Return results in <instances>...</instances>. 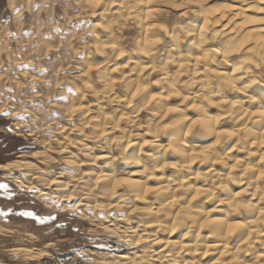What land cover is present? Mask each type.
<instances>
[{"label": "bare ground", "instance_id": "obj_1", "mask_svg": "<svg viewBox=\"0 0 264 264\" xmlns=\"http://www.w3.org/2000/svg\"><path fill=\"white\" fill-rule=\"evenodd\" d=\"M176 1L187 7L188 4L193 5L190 0H163L162 3L142 7L147 19L134 23L138 36L133 43L134 48L129 51L114 37L115 29L109 25L111 16L119 17V3L105 13V3L96 5L94 0H85L87 10L94 12H91L92 15L99 11L102 19L107 20L108 23L92 25L95 31L96 27H100L105 35L107 32V39H102L105 36L103 33H94V52L88 50L83 57L85 69L80 75L85 76L92 64L96 67L102 65L101 69L105 72L96 71L101 83L97 82L102 88L96 90L89 82L74 86L79 97L76 105L72 102L70 104L71 97L68 98V95L63 97L67 101L63 106L64 113L69 117L75 114L79 116V125L64 132L69 135L64 137L65 145L62 149L67 153L68 165H74L77 173L67 180H44L40 177L45 188L54 189L48 194L44 191L40 194L53 200L57 197V200L64 196L59 193L71 188L67 199L78 196L74 209L81 206L83 217H88V220L91 218L90 222H96V225L132 249L124 253H113L109 261L99 264H264V257H260V253H264V199L255 194L257 189H264V179H257L264 172V83L260 84L261 81L257 80V73L264 72V68L253 66L252 72L240 74L242 78L235 88L226 80L213 82L221 98L237 107L232 110L233 115H226L216 103L208 105L209 115H220L222 118L214 128L207 126V134H198L197 137L185 136L183 132L186 131L187 123L184 117L195 119L198 112L184 98L187 92L178 96L179 103L169 105V100L173 96L175 100L176 95H172L174 88L172 80L168 79L169 76L175 79L182 70L187 73L190 68L196 67L192 58L198 60L200 54L193 45L208 21L209 12L220 20L215 25L216 29L225 24L227 27L223 28L224 34L217 36L206 47L235 49L243 45L240 51L231 52L229 62L220 65L217 69L219 72L231 73L235 65L250 55L246 49L253 48L257 52L264 49V11L263 16L258 18L248 14L254 9L259 12L264 9V0L194 4L198 7L195 19L184 20L170 28L167 24H157L156 19L163 14L159 15V4L171 5ZM124 2L131 6L135 0ZM227 6H231V10ZM233 29H239L240 34L237 35ZM180 30L190 35L177 42L173 36ZM117 41L124 55L105 47ZM134 55L137 59L133 60ZM157 57L162 58L160 63H156ZM91 58L95 60L90 62ZM105 65L121 67L111 72L116 74L111 77ZM137 68L139 71L135 70ZM153 68L158 69L153 81L158 90L153 91L147 87L132 96L137 87L147 83L140 74L148 71V75ZM133 73L135 77L130 78L129 75ZM182 76L181 81L191 79L189 76L182 79ZM114 77L118 78L123 88L121 95L116 93ZM85 94L96 98L93 107L81 103ZM154 96L156 100H152ZM105 102H114L123 107H119V113L109 115L104 111ZM170 108L181 111L168 112ZM143 109L150 117L141 134H131L129 129H125L127 133L124 130L123 134L120 132L122 135L114 134L121 127L120 122H127L130 126L140 125L136 114ZM173 121L181 123L164 127L173 124ZM129 125H126L127 128ZM86 128H90L89 134L85 132ZM227 133L235 135L225 136ZM70 134H74V137ZM217 137L222 142L213 150L210 146ZM224 153H227L226 157ZM21 159L0 166V171L8 174L6 168L32 165ZM117 162L126 171L117 170ZM86 164L93 168L87 171ZM9 176L14 175L10 172ZM76 186L80 187L78 192L73 191ZM65 199L61 198L60 201ZM31 254L25 253V256H40L39 252Z\"/></svg>", "mask_w": 264, "mask_h": 264}, {"label": "rangeland", "instance_id": "obj_2", "mask_svg": "<svg viewBox=\"0 0 264 264\" xmlns=\"http://www.w3.org/2000/svg\"><path fill=\"white\" fill-rule=\"evenodd\" d=\"M220 2L228 3L230 0H207L204 3L211 5ZM165 4L164 6L159 4L161 9L159 15L163 13V18H161L162 15L158 16L156 23L167 24L168 28L178 23L181 24L184 20L195 19L197 15V5L193 4V7L190 4L191 9L189 4L187 7L185 4H180V1L171 5ZM87 9L85 0H0V166L13 160H20V158L33 165H20L15 169L6 168L8 174L0 171V183L9 185V189H0V264H99L102 261H109L113 253L132 250L125 243L107 233L105 229L103 230L101 226L96 225V222L92 220L90 222L91 218L88 220V217H83L81 206L74 209L73 206L78 196L67 199L71 188L59 193L58 195L64 196L57 200H55L57 197L53 200L47 198L45 194V196L40 194L43 191L46 194L54 191L53 188L52 190L45 188L40 177L44 180H51V178L67 180L77 173L74 165H68L70 162L65 156L67 153L62 149L65 145L64 137L69 135L65 133L79 125V116L75 114L69 117L64 113L63 106L67 104V101L63 97L68 95V98L71 97L70 104L72 102L76 105L79 97L74 86L89 82L95 89L97 88L96 90L102 88L98 84L100 75L96 73L97 70L105 72L101 69L102 65L96 67L92 64L88 69L90 72L87 71L89 74L86 73L83 77L80 75L85 69V63L82 62L85 60L83 57L89 51L94 52V33H103L100 27H96L97 31H95L92 25L107 22L106 19V21L102 19L99 11H95L96 14L92 15L91 12H94ZM254 10L249 11L248 14L253 18L263 16L261 10L260 12ZM185 16H188L187 19ZM110 18L109 25L113 26V30L115 29L114 37L119 39L123 47L131 51L138 36L136 25L129 22L124 26H119V21L113 24V20L118 19L116 15ZM103 34L105 35V32ZM105 38L107 39V32L102 37V39ZM91 59L90 62L95 60ZM134 59H137V56L134 55ZM161 59L157 57L156 63H160ZM40 69L45 70L39 71ZM147 72L140 74L142 80L147 81L151 90H158L157 85H153L158 71H151L146 75ZM258 72L260 74L257 73V80H260L262 84L264 83V72ZM110 75L111 77L116 76V74ZM129 76L130 78L135 77L134 73ZM114 78L116 79V93L121 95L123 88L118 78ZM186 78V74L182 76V79ZM31 81L35 83L30 87L29 82ZM177 97L174 100L173 96L169 100L170 106L179 103V97ZM84 98L81 103L93 107L96 98L91 94H85ZM119 107L114 102H105L104 111L109 115L117 114L123 106ZM147 114L145 109L136 114L140 125H131L134 128L127 122H120L119 127H121L114 134L127 133L128 130L125 129L131 130V134H141L150 117ZM65 115L67 117H64ZM144 121L145 124H143ZM124 123L129 125L128 128ZM85 130L89 134L90 128ZM70 135L74 137V134ZM60 143H63L62 146ZM117 163V170L126 171L120 162ZM85 168L88 171L93 166L86 164ZM10 172L14 176H9ZM17 187L36 188L37 191L34 195H4L9 190L15 192ZM79 188L76 186L73 191L78 192ZM41 197H45L46 202L41 200ZM61 198L66 199L60 201ZM23 211H33L34 215L32 217L19 215ZM37 216H52L53 219H45L41 222ZM33 252H39L40 256H25V253L33 254Z\"/></svg>", "mask_w": 264, "mask_h": 264}, {"label": "clouds", "instance_id": "obj_3", "mask_svg": "<svg viewBox=\"0 0 264 264\" xmlns=\"http://www.w3.org/2000/svg\"><path fill=\"white\" fill-rule=\"evenodd\" d=\"M94 2L96 5H99L102 2L105 3L107 5L105 13H107L114 4L119 3V8L117 10L119 13V26H124L129 24V22L135 23L147 19L143 14L142 7L152 3H162L163 0H135L131 6L126 4L124 0H94ZM204 2L205 0H192L191 3L199 4ZM261 11H264V9H261ZM149 15H151V12H149ZM208 17L207 23L196 36L193 45L200 54L198 60L195 57L192 58L196 67L194 69L190 68L187 73L182 70L176 75L175 79L171 76L168 77L169 80H172L174 88L172 95L181 96L182 93L187 92L188 95L184 98L187 99L189 103H191L192 108L198 112L195 119L189 120V118L184 117V120L187 121L186 131L183 132V135L185 136L207 134V126L210 125L214 128L219 123L222 118L220 115L211 116L207 113V107L210 104L216 103L217 107L222 108L224 114L233 115L232 110L236 109L237 105H230V102L221 98L220 92L213 87L214 81L226 80L228 84L235 88L239 80L242 78L240 74H248L252 72L253 66L256 68H264V49L257 52L253 48H248L246 51L250 53V55L245 57L240 64L235 65L231 73L219 72L217 70L219 66L229 62L228 57L231 55V52L240 51L241 48H243V45H241L240 48L235 49L206 47V45L214 41L217 36L224 34L223 28L227 27V24H225L222 28L216 29L215 25L219 24L220 20L215 18L211 12L208 13ZM113 23L115 24L116 21H113ZM233 31L236 32L237 35L240 34L239 29H233ZM188 35L190 34L180 30L173 36V39L179 42L186 39ZM105 47L113 49L114 52H119L120 55H124L118 47V41L105 45ZM171 62L172 61H168V63ZM201 65H204V67H200ZM120 67L121 66L105 65V69L109 74L120 70ZM135 70L139 71L138 68ZM152 70L157 71L158 69L153 68ZM193 71L195 72V76H193ZM185 74L191 79L188 81H181L180 76ZM147 87L148 84L144 83L141 87H137L131 95L134 96L137 92H140ZM156 99L157 97H152V100ZM149 103H151V101H149ZM185 107H187V105H185ZM178 111H181V109H168V112ZM133 115H135V113H133ZM178 123H181V121H173V124H166L164 127H172ZM224 135L232 136L235 135V133H227ZM221 142V138L217 137L210 148L214 150L216 145L221 144ZM224 156L226 157L227 153H224ZM257 179H264V172H261ZM255 194L259 196L260 199H264V189H257ZM260 257H264V253H260ZM260 257H258V259H260Z\"/></svg>", "mask_w": 264, "mask_h": 264}, {"label": "snow or ice", "instance_id": "obj_4", "mask_svg": "<svg viewBox=\"0 0 264 264\" xmlns=\"http://www.w3.org/2000/svg\"><path fill=\"white\" fill-rule=\"evenodd\" d=\"M190 2H192V0H190ZM227 7H229V10H231V6H227ZM217 11H219V9H217ZM44 70L45 69H40L39 71H44ZM34 83H35V81L29 82V86L31 87V85L34 84ZM201 155H203V153H201ZM118 183H128V181H118ZM0 189H9V185L7 183H0ZM36 191H37L36 188L25 189V188H22V187H17L15 192L9 190V191L5 192L4 195H6V196H12V195H34L36 193ZM194 199H195V197H194ZM41 200L46 201V198L45 197H41ZM19 215H21L23 217H32L34 215V212L33 211H23ZM37 219L40 220L41 222H43V220H45V219H53V217L52 216H37ZM230 230H231V226H230Z\"/></svg>", "mask_w": 264, "mask_h": 264}]
</instances>
